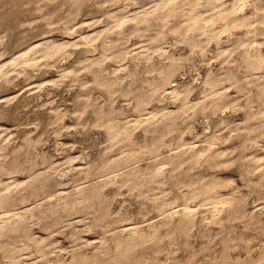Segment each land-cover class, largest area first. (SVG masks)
I'll return each instance as SVG.
<instances>
[{
    "label": "rangeland",
    "instance_id": "1",
    "mask_svg": "<svg viewBox=\"0 0 264 264\" xmlns=\"http://www.w3.org/2000/svg\"><path fill=\"white\" fill-rule=\"evenodd\" d=\"M0 264H264V0H0Z\"/></svg>",
    "mask_w": 264,
    "mask_h": 264
}]
</instances>
